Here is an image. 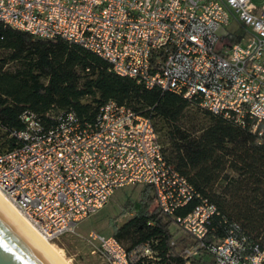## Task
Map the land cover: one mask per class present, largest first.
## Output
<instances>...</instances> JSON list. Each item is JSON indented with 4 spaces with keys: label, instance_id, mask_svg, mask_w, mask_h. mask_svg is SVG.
Returning <instances> with one entry per match:
<instances>
[{
    "label": "built area",
    "instance_id": "1",
    "mask_svg": "<svg viewBox=\"0 0 264 264\" xmlns=\"http://www.w3.org/2000/svg\"><path fill=\"white\" fill-rule=\"evenodd\" d=\"M0 22L78 43L113 72L194 99L236 124L248 118L264 139V1L0 0ZM231 24L236 41L229 43L220 30ZM21 117L25 128L10 132L19 144L0 149V190L49 240L76 233L117 187L149 183L155 205L193 239L181 250L185 264L202 249L215 264H264V248L245 251L244 238L232 230L206 244L216 208L205 197L175 214L198 194L165 158L149 117L113 100L91 120L62 111L46 129L32 112ZM84 238L107 264L152 255L147 244L127 250L112 234L90 231Z\"/></svg>",
    "mask_w": 264,
    "mask_h": 264
},
{
    "label": "trees",
    "instance_id": "2",
    "mask_svg": "<svg viewBox=\"0 0 264 264\" xmlns=\"http://www.w3.org/2000/svg\"><path fill=\"white\" fill-rule=\"evenodd\" d=\"M109 100L151 119L165 158L198 194L175 214L188 213L201 197L215 205L206 244L232 230L244 238L245 251L264 248V139L251 131L250 119L236 124L194 99L113 72L104 58L78 43L35 37L0 22V149L19 144L10 132L25 128V111L46 129L62 111L91 120ZM133 185L139 186L138 196L125 203L129 217L112 235L127 250L151 248V256L139 255L133 264H185L181 250L190 236L174 237L172 219L155 205L151 184Z\"/></svg>",
    "mask_w": 264,
    "mask_h": 264
},
{
    "label": "rangeland",
    "instance_id": "3",
    "mask_svg": "<svg viewBox=\"0 0 264 264\" xmlns=\"http://www.w3.org/2000/svg\"><path fill=\"white\" fill-rule=\"evenodd\" d=\"M253 1L259 2L261 0ZM232 27L233 25L231 24L220 30L229 43L236 41L235 36L229 32ZM239 32L242 33V30ZM138 190L139 186H134L133 184L117 187L109 200L101 208L78 222L75 228L76 233L64 234L50 241L70 264H107L98 253L90 252L91 244L84 237H87L90 231H96L103 235H111L114 226L121 224L129 217V212L125 211L123 206L127 201L132 202L137 198ZM169 226L174 237L185 235L173 222H170ZM188 239L190 243L193 242L192 238L188 237ZM214 259V254L203 251L199 259H196L193 264H200V262L203 264H215Z\"/></svg>",
    "mask_w": 264,
    "mask_h": 264
},
{
    "label": "water",
    "instance_id": "4",
    "mask_svg": "<svg viewBox=\"0 0 264 264\" xmlns=\"http://www.w3.org/2000/svg\"><path fill=\"white\" fill-rule=\"evenodd\" d=\"M0 264H65L1 195Z\"/></svg>",
    "mask_w": 264,
    "mask_h": 264
},
{
    "label": "bare ground",
    "instance_id": "5",
    "mask_svg": "<svg viewBox=\"0 0 264 264\" xmlns=\"http://www.w3.org/2000/svg\"><path fill=\"white\" fill-rule=\"evenodd\" d=\"M0 195L9 203V205L19 214V216L30 226V228L48 245V247L65 263L70 264L69 261L55 248L54 244L43 235L26 217L25 215L2 193Z\"/></svg>",
    "mask_w": 264,
    "mask_h": 264
},
{
    "label": "crops",
    "instance_id": "6",
    "mask_svg": "<svg viewBox=\"0 0 264 264\" xmlns=\"http://www.w3.org/2000/svg\"><path fill=\"white\" fill-rule=\"evenodd\" d=\"M262 1H264V0H261V1L257 2V3H261Z\"/></svg>",
    "mask_w": 264,
    "mask_h": 264
}]
</instances>
